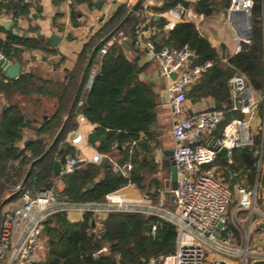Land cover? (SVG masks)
Wrapping results in <instances>:
<instances>
[{
    "label": "trees",
    "instance_id": "obj_1",
    "mask_svg": "<svg viewBox=\"0 0 264 264\" xmlns=\"http://www.w3.org/2000/svg\"><path fill=\"white\" fill-rule=\"evenodd\" d=\"M253 1V38L251 43L241 44L240 51L228 59V64L221 63L216 49L194 23L179 22L167 33L164 19L154 22L159 28L158 35L154 37L159 49L189 47L194 56L193 64L214 62L213 67L191 87L188 97L192 101L213 97L222 105L226 104L229 100L228 80L237 72L245 74L253 87L264 93V0ZM71 3L74 4L73 1ZM164 3L162 8L151 9L165 12L178 4H184V0H164ZM214 6L215 0H201L196 10L210 15ZM33 9L40 12L39 0H0V16L7 13L13 14L16 19L29 18ZM141 9L142 7L137 12ZM129 10L127 6L119 7L84 46L65 86L44 82L31 75H23L5 83L0 69V94L5 97L12 90L23 95L43 93L52 96L58 94L59 97L58 108L53 117L41 121L36 128L37 138L25 147L20 146L23 129L31 125L32 121L15 105L0 114V223L4 204L20 200V193L14 190L18 184L37 190L51 187L56 179H61L63 183L61 196L74 203L104 202L107 195L133 184L147 191L153 201L159 204L163 185L160 187L157 181L146 183V174L154 173L157 168L154 156V150L160 144L156 130L157 96L148 83L138 78L139 57L129 60L119 40L110 46L103 57L96 55L98 52L95 53L91 66L98 63L99 73L95 74L90 88L86 90L85 82L90 69L87 71L73 105L92 50L118 26ZM136 13L120 29L125 36L133 34L131 29L136 23L139 26L146 20L145 15L138 17ZM77 19L78 13L71 11L73 26L79 25ZM49 44L50 41L43 37H22L9 32L5 40H0V54L4 58L13 59L24 49L47 51ZM70 111L64 132L57 143L47 155L34 163L46 152ZM81 116L95 125L94 132L89 136V144L104 155V158L99 163L80 162L72 174L56 175L55 164L59 163L62 167L68 156L78 153L69 140L78 128ZM231 118V115L228 116L224 125ZM255 151L256 148L236 149L232 153V163L220 161L229 170L245 166L250 170L248 177L250 183H253L257 175ZM114 162L121 166L132 163L133 169L123 175L122 172L115 171ZM238 163L239 168L236 167ZM165 168L169 173L170 166L165 165ZM152 183L156 184V189L149 188ZM165 197L167 205L170 197ZM233 199L234 197L231 205L236 206L237 201L233 202ZM170 204L174 211L173 203ZM94 218L91 212L84 213L80 223H71L66 213L51 217L45 223L44 234L50 236L54 244L50 241L48 257L39 264H146L151 258L172 254L176 249L177 227L157 216L110 213L103 221L107 231L104 237L93 232ZM147 225H157L155 236L146 235ZM230 232L238 235L232 224L223 231L224 237ZM106 244L110 254L100 253L96 256Z\"/></svg>",
    "mask_w": 264,
    "mask_h": 264
},
{
    "label": "built area",
    "instance_id": "obj_2",
    "mask_svg": "<svg viewBox=\"0 0 264 264\" xmlns=\"http://www.w3.org/2000/svg\"><path fill=\"white\" fill-rule=\"evenodd\" d=\"M26 2L32 0H25ZM70 2V0H69ZM150 2L145 1L142 9L136 14L138 17L150 14ZM255 3L253 0H232L230 11L243 12L251 17ZM173 13V12H172ZM183 9L175 11V16L182 19ZM186 18L196 20L198 15L193 12L186 14ZM174 23L167 24L173 27ZM146 32L151 36L142 47L146 49L147 57L156 61L161 73L172 81L167 97L172 107L173 129L176 140L173 160L177 166L176 188L172 190L174 211L148 205L145 209L140 202L128 200L118 191L107 195L104 202L74 203L61 196L63 183L56 179L51 187L33 190L23 184L15 187L20 193L19 205L4 212L0 223V264H39L43 258L38 251L44 243L45 223L54 215L80 211L91 212L96 219H104L110 213H146L157 216L174 224L178 230L176 249L172 254L159 258H151L146 264H205L206 248L202 244L215 243L213 233L222 223V230H226L231 216L228 214L232 202V192L215 177L212 166L219 157V151L226 148L229 156L236 149H252L256 144V132L253 129V118L260 112L264 102V94L259 93L250 83L247 76L237 72L228 80L231 94V106L228 109H211L200 113L188 114L187 90L201 76L214 65L212 61L192 64L193 56L189 47L158 48L154 37L157 35L155 27ZM120 37L123 33H119ZM116 38L112 42H116ZM109 42L101 48V54L109 51ZM140 41L135 42L139 45ZM241 49V44L238 45ZM94 77V71H93ZM230 114H237L227 122L220 137L212 135L227 121ZM73 145L81 142V136L73 132ZM72 134V135H73ZM209 136L208 141H203ZM71 142V140H69ZM104 158L102 154H95L91 159L81 158L80 155L68 156L66 164L62 166L61 176L72 174L80 162L99 163ZM115 171L126 175L133 169L132 163L121 166L114 162ZM239 207L252 214L259 201L264 206V192L240 187ZM264 219V212H260ZM157 225H151V236H155ZM209 245V244H208ZM215 247L218 245L215 244ZM244 264H252L261 255L254 256L250 261L245 248Z\"/></svg>",
    "mask_w": 264,
    "mask_h": 264
},
{
    "label": "crops",
    "instance_id": "obj_3",
    "mask_svg": "<svg viewBox=\"0 0 264 264\" xmlns=\"http://www.w3.org/2000/svg\"><path fill=\"white\" fill-rule=\"evenodd\" d=\"M71 1H73L74 4H72ZM145 1L151 3L150 14L145 15V22L141 23L139 26L137 25L136 36L131 39L130 35L125 36L124 32L119 30L110 39H108L105 44L112 42V40L116 38L122 43L123 47L125 48V52L129 60L132 61L139 57L137 62L138 69L140 70L138 78L139 80L148 83L157 96L156 130L157 138L160 144L158 148L154 150L155 164L157 165V167L158 165H160V167L167 173L168 171L165 168V165L170 166L168 175L171 181L173 157L170 156V153L174 152L176 140L172 133L173 115L172 107L167 97V90L174 79L172 77L168 78L164 76L161 73L158 63L156 61H151L148 59L146 49L142 47V42H146L151 38L149 33L146 31L151 27H155L157 29L158 35L159 28L156 24H154V22L161 19H164L166 21L165 30H172L179 22H192L199 29L200 33L204 37H206L211 45L216 49L222 64H228V59L235 56L240 51L238 49V45L242 44L243 42L249 44L251 43L252 39H241L235 29V26L230 21L229 12L232 0H215L213 13L210 15L199 13L196 10V6L201 0H184V4H178L176 7L171 8L170 10L165 12H158L151 9L162 8L165 4L164 0ZM136 2L137 0H70V2L69 0H39L40 12L37 13L36 10L33 9L32 15L29 18L24 17L16 19L13 14L3 13L0 16V40H5L7 38V34L11 32V30H16V35L22 36V34L26 32V37H43L45 40H49L50 44L47 51H31L24 49L13 59L4 58L1 54L0 59L4 58L9 64L19 63L21 66L19 77L23 75H31L38 78L39 80H43L44 82L65 86L71 73L77 65L84 46L88 44L90 40L100 31V29L111 19V17L118 11L119 7L127 6L129 9H131V7ZM226 2H228L227 6ZM140 7H142V5ZM180 8L186 12L182 19H178L177 16H175V11ZM71 11H75L76 13H78L77 21L79 25L77 26L72 25ZM189 12L196 13L198 15V18L196 20L187 19L186 14ZM251 17L253 20V13ZM3 20L12 21V26L8 31L5 30L2 25ZM171 23H174L173 27H167V24ZM119 33H123V35L120 37ZM241 33L246 35V29L241 31ZM53 35H56L60 38L58 45H56L52 41L51 37ZM136 40L140 41L139 45L135 44ZM113 44L114 41L110 44V46ZM93 50L91 56L93 54ZM96 55H98L99 57L104 56L101 54V49L98 50V54ZM192 61L193 60H191V62ZM0 69L4 74V82H10L11 80L7 78L6 73L3 71V69L1 67ZM89 69L90 72L88 73L87 71ZM93 71L94 76L95 74L99 73L98 63H95L92 66L90 65V67L87 70L85 69L84 71L85 77L83 80V84L86 78V74L88 73L85 82L86 90L90 88L87 83L89 80V76H93ZM82 77L80 80V85ZM201 77L187 90V107L189 110L188 114L200 113L211 109L230 108V90L229 100L224 105L215 100L213 97L203 98L196 102L192 101L188 97V94L191 91V87L199 82L201 80ZM218 103L221 105L220 108H216ZM58 104V94H55L53 96L45 95L43 93L23 95L16 90H12L8 97L0 94V114L8 110L11 105H15L20 108L23 114H25L30 121H32L31 125L23 129V141L20 143L21 147H25L27 143L32 142L37 138L36 128L39 126L43 119L53 117L58 108ZM230 115L232 116V118L238 116L237 114ZM252 122L253 129L256 132V144L253 148H256L255 158L257 159V175L253 183H250L248 177L250 170H247L245 166L239 168L240 165L238 163L236 164V167L239 168L238 170H229L220 161L222 160L226 163H232V155L229 156V160H226L224 157L219 156L215 164L212 166L215 177L219 179L232 192L233 197L234 195L236 197L237 205L232 211L230 209V206L228 214L232 219L229 224L235 226L238 231V235L230 232L228 235H226V237H224V230H222V227H217V229L213 233L215 237V243H208L209 245L205 242L202 243L207 250V264H210V257H213L211 255V252L214 250H218V248L215 247V244L230 250L232 249L236 254H241V252H244L242 251L243 246H246L247 244L249 245L251 240L255 241L256 239L262 238L264 236V228L262 227V225L264 224V219H262V217L260 216V212H264V206L261 204V200L259 201V204L255 211L251 214L250 211L239 207L238 193L240 187L251 190L257 188L259 190V194H262L264 192V102L262 103L260 112L253 118ZM223 125L224 123L212 135L213 137L217 138L221 136ZM94 130L95 125L89 123L82 116L79 117V126L75 132L81 136V142L78 144H74V146L78 150V154L81 158L91 159L95 154L99 153L89 144V136L94 132ZM73 137L74 134L70 136L71 143ZM208 138L209 136H204L203 141L207 142ZM167 184L168 183L165 182V184L161 188L162 194L159 205H165L164 201H167L165 196L170 197L169 201L170 203H173L172 194H168L169 191H172V182L170 187L168 186L169 184ZM118 192L128 200L140 202L144 205L145 209H147L148 205L150 204L157 207V203L153 201V199L146 191L141 190L133 184L121 188L120 190H118ZM11 202H14L13 205L16 203L14 205L15 207L19 205V201ZM66 214L68 220L71 223H80L84 218V213L80 211H73ZM143 214L148 215L146 213ZM106 218L107 216L102 220H100L99 218L96 219V217L94 218V225L92 224L93 232L102 236V233L106 231L103 225V221ZM50 241V236H46L44 234V243L38 251V255L43 258V261L47 259L50 252ZM51 242L54 244L53 240ZM246 249L249 255H252V258L254 257L253 255H261L264 257V252L256 253V251H254V253H251V251H249L247 247ZM219 250L228 251L223 248H219ZM100 253L107 255L110 254L108 244H106L105 247L101 249L96 256H98V254ZM220 264L225 263L222 262Z\"/></svg>",
    "mask_w": 264,
    "mask_h": 264
},
{
    "label": "water",
    "instance_id": "obj_4",
    "mask_svg": "<svg viewBox=\"0 0 264 264\" xmlns=\"http://www.w3.org/2000/svg\"><path fill=\"white\" fill-rule=\"evenodd\" d=\"M145 0H137V2L131 7L130 11L128 12L127 16L120 22V24H118V26L108 35L106 36L99 44L96 45V47L93 50V54L89 60V63L87 64V68L86 70L90 67L91 65V61L93 58V55L95 53L98 52L100 45L104 44L108 39H110L114 34H116L121 28L122 26L135 14V12L140 8V6L143 4ZM229 18L230 21L232 22V24L235 26V29L237 31V33L239 34V37L243 40H248V39H252L253 37V20L252 17H247L245 15V13L243 12H235V11H230L229 12ZM2 25L4 27L5 30H9L10 27L12 26V21L10 20H3L2 21ZM246 29V35L242 34L241 31ZM11 32L16 35L17 31L16 30H11ZM167 33L171 32V29H167L166 30ZM132 35L130 36V38H134L137 34V23L135 24V26L132 29ZM27 33L24 32L22 34L23 37H26ZM52 41L58 45L59 44V40L60 38L56 35H53L51 37ZM191 60H193V56H191ZM0 67L3 69V71L6 73V76L9 80L13 81V80H17L20 72H21V66L19 63H14V64H9L4 58L0 59ZM85 77V73L82 77V81H81V85L80 88L75 96V100L73 102V105L75 104L80 89L82 88V84H83V80ZM171 77L173 79H175L177 77V74H172ZM92 80H93V76H89V80L87 85L90 87L92 84ZM221 105L218 103L216 108H220ZM71 111L69 112L68 116L65 118L64 123L62 125V127L60 128V130L58 131V133L56 134L55 138L53 139L52 143L49 145L48 149L46 150V152L40 157L38 158L34 163L40 161L45 155H47V153L54 147V145L57 143L58 139L61 137V135L64 132L67 120L69 118ZM170 156L173 157L174 156V152L170 153ZM219 156L224 157L226 160H229V152L226 148H223L219 151ZM54 170L56 175H60L62 168L61 165L59 163H56L54 166ZM171 182H172V190H174L176 188V182H177V166L175 161L173 160L172 162V168H171ZM90 188H93L92 185H89ZM169 195L172 194V191L168 192ZM94 225V224H93ZM223 226L222 223L218 224V227L221 228ZM262 227L264 228V224L262 225ZM107 234V231H104L102 233V236H105ZM146 235L150 236L151 235V225H147L146 226ZM252 264H264V258H257L254 260V262Z\"/></svg>",
    "mask_w": 264,
    "mask_h": 264
},
{
    "label": "rangeland",
    "instance_id": "obj_5",
    "mask_svg": "<svg viewBox=\"0 0 264 264\" xmlns=\"http://www.w3.org/2000/svg\"><path fill=\"white\" fill-rule=\"evenodd\" d=\"M159 182V186L161 187L162 185L166 183H168L167 185L170 187L171 185V181L169 179V175L166 171H164L160 165H158V167L156 168L155 172L152 173V174H146V183L149 184L151 182ZM153 185V186H152ZM151 186H149L150 189L154 188L156 189V184L155 183H152ZM147 192V191H146ZM237 201L236 200V197L234 195V199H233V202ZM14 202H7L6 204H4L3 208H2V214H4L5 211L9 210V209H14L15 208V204L13 205ZM157 207H160V208H163V209H166L168 211H172L171 209V204H170V201L167 202V205H159L157 204ZM235 208V205H231V211ZM47 247V246H46ZM248 248L249 251H251V253H254V251L257 252H264V236L262 238H258L256 239L255 241L251 240L249 245L247 244L246 246H243L242 248V251L245 250V248ZM109 248V246H108ZM218 248V250H214L212 251L211 255L213 257H210V264H220L222 262H224L225 264H244V255L243 254H236L234 250H230V249H227V248H224V247H221V246H218L216 247ZM219 248H223V249H226L228 251H222V250H219ZM230 252V253H229ZM234 252V253H233ZM210 255V256H211ZM253 256H256V255H253ZM250 263V261H252V255L247 258ZM207 264V263H205Z\"/></svg>",
    "mask_w": 264,
    "mask_h": 264
}]
</instances>
